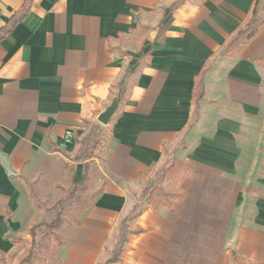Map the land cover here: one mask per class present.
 <instances>
[{
	"label": "crops",
	"instance_id": "obj_1",
	"mask_svg": "<svg viewBox=\"0 0 264 264\" xmlns=\"http://www.w3.org/2000/svg\"><path fill=\"white\" fill-rule=\"evenodd\" d=\"M255 1L0 0V264L33 249L32 175L95 127L96 192L47 264H264V25L224 55Z\"/></svg>",
	"mask_w": 264,
	"mask_h": 264
},
{
	"label": "rangeland",
	"instance_id": "obj_2",
	"mask_svg": "<svg viewBox=\"0 0 264 264\" xmlns=\"http://www.w3.org/2000/svg\"><path fill=\"white\" fill-rule=\"evenodd\" d=\"M108 138V130L100 127L93 128L89 132L88 138L82 141L78 151L75 152V149L71 150L72 148H69V151L65 149L63 157L56 160L47 159L46 163L43 164L45 167L42 170L43 173L38 172L32 175L27 183L24 196L30 199L29 203L32 210H34L31 228L38 226L36 232L34 231L35 256L33 257V264L53 262L57 256L60 243L65 241L70 230L76 226L83 213L87 210L90 203L89 197L96 190L94 189L87 193V191L84 192L82 189V184L74 186L77 176L76 167L80 165L81 159L92 157L99 162L106 161L104 150ZM172 159V155L167 153L162 170L155 173L152 178L149 177L147 179L144 185L147 187V192L152 187L159 186V184H161L160 187L163 189H166L169 183L172 184V180L171 182L167 179L161 180L163 170L172 163ZM88 169L90 175L88 181L91 188V178H94L92 179L93 181L96 180L98 164L93 162L88 166ZM90 169L92 170L91 173ZM73 191V196H70ZM133 196L136 197L138 205L132 214L144 208L145 203H147V197L142 192H134ZM153 197H159V192ZM151 202L153 203L154 200H151ZM55 218H60V224L53 228H48L47 225L52 223Z\"/></svg>",
	"mask_w": 264,
	"mask_h": 264
},
{
	"label": "trees",
	"instance_id": "obj_3",
	"mask_svg": "<svg viewBox=\"0 0 264 264\" xmlns=\"http://www.w3.org/2000/svg\"><path fill=\"white\" fill-rule=\"evenodd\" d=\"M262 6H264V0H256L255 1L250 20L245 25V27L242 28L240 31H238V33L235 35V37L227 44V46L224 49V55L234 51L239 45H244L246 42H248L253 37V35L256 33V31L259 29V27L261 25H264V16L261 15V11H260ZM201 96H202V92H200V97ZM79 184L80 183H76L74 186H77ZM73 194H74V191L71 192L70 196H73ZM59 204L62 205L63 203H59ZM59 224H60V218H55V220L52 221V223H50L49 225H47V224L46 225L48 228H53ZM37 228H38V226L33 228L31 231V234L33 237V249L31 251V254L29 255V257L26 259L27 264H33V257L35 256V240H34V238H35L34 234L35 233H34V231L36 232ZM123 229H124V227L122 228V230ZM63 243L64 242L60 243V246ZM119 251H120V247H119V243H118V245H116V249L114 250V258L117 257ZM114 258H112V260L109 262H112V263L116 262L117 260H115Z\"/></svg>",
	"mask_w": 264,
	"mask_h": 264
},
{
	"label": "water",
	"instance_id": "obj_4",
	"mask_svg": "<svg viewBox=\"0 0 264 264\" xmlns=\"http://www.w3.org/2000/svg\"><path fill=\"white\" fill-rule=\"evenodd\" d=\"M120 95L113 101V103L105 110L104 113H102L99 118L98 121L102 124V125H108V123L110 122V120L112 119V117L115 115L118 107H119V103H120Z\"/></svg>",
	"mask_w": 264,
	"mask_h": 264
}]
</instances>
